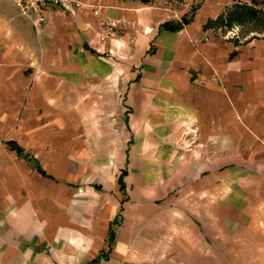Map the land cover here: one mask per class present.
Returning a JSON list of instances; mask_svg holds the SVG:
<instances>
[{
  "label": "crops",
  "instance_id": "crops-1",
  "mask_svg": "<svg viewBox=\"0 0 264 264\" xmlns=\"http://www.w3.org/2000/svg\"><path fill=\"white\" fill-rule=\"evenodd\" d=\"M16 1L0 0V264H258L242 248L264 238V0H74L37 27ZM235 3L260 20L237 40L204 28Z\"/></svg>",
  "mask_w": 264,
  "mask_h": 264
},
{
  "label": "built area",
  "instance_id": "built-area-1",
  "mask_svg": "<svg viewBox=\"0 0 264 264\" xmlns=\"http://www.w3.org/2000/svg\"><path fill=\"white\" fill-rule=\"evenodd\" d=\"M18 13L31 21L34 27H37L44 21L45 13L50 6L59 7L64 11H71L77 4L74 0H17L14 3ZM237 25L218 28L217 33L225 40H237L240 35Z\"/></svg>",
  "mask_w": 264,
  "mask_h": 264
},
{
  "label": "trees",
  "instance_id": "trees-1",
  "mask_svg": "<svg viewBox=\"0 0 264 264\" xmlns=\"http://www.w3.org/2000/svg\"><path fill=\"white\" fill-rule=\"evenodd\" d=\"M252 3L255 4V0H251ZM144 2H147L146 0H144ZM259 13L257 12V10H255V8L253 7H249L245 4H239V3H235L233 4L230 8L226 9L224 13H221V15L219 17H217L214 21H207L206 24L204 25V28L206 27H221V25L224 26H231L232 24H236V23H240L242 21H244L245 19L249 20L251 18L253 19H259ZM260 20V19H259ZM190 22L189 19H186L185 16H183L181 18V21L176 23V24H172L170 22H164L162 23L161 27L164 30H168V31H176L178 29H180L182 27V25H186ZM8 146L10 147L11 150L16 151V153H21V149L16 145V143L13 142H8L7 143ZM119 185L120 187L122 186V182H120L119 179ZM120 211V210H119ZM113 224L115 223V221L112 222ZM112 239H113V231L112 229H109V234H108V249H110L111 244H112Z\"/></svg>",
  "mask_w": 264,
  "mask_h": 264
},
{
  "label": "rangeland",
  "instance_id": "rangeland-1",
  "mask_svg": "<svg viewBox=\"0 0 264 264\" xmlns=\"http://www.w3.org/2000/svg\"><path fill=\"white\" fill-rule=\"evenodd\" d=\"M141 1H143V0H141ZM146 1L148 3H150V4L157 5V6L158 5L159 6L165 5V6H171L172 8L175 6V9H180L181 5L185 4V0H146ZM194 4L195 3H193V5ZM232 25H236V24H232ZM221 26H224V25H221ZM251 26H253V24ZM218 27H216L215 29H218ZM224 27L226 28V27H229V26H224ZM242 28H243V30H241V31L243 33L247 32L249 30V28H250V25L244 24ZM217 35L219 36V33H217ZM261 227H262V232H263L264 227L262 225H261ZM255 238L256 239L252 241V242L255 243V246H254L255 248L253 247V244H252L251 241H246L245 242L246 246H244L242 248V253H243L242 259H244L246 256H248L247 253L250 254V257H252L253 254H256V256L259 259L258 264H264V238L260 237L259 235H258V237L256 235ZM247 258H249V257H247ZM243 264H248V263H243Z\"/></svg>",
  "mask_w": 264,
  "mask_h": 264
}]
</instances>
